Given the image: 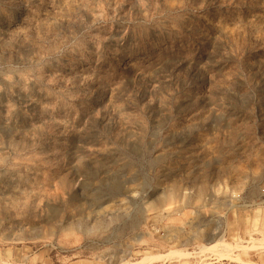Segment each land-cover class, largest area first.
I'll list each match as a JSON object with an SVG mask.
<instances>
[{"label": "rangeland", "instance_id": "1", "mask_svg": "<svg viewBox=\"0 0 264 264\" xmlns=\"http://www.w3.org/2000/svg\"><path fill=\"white\" fill-rule=\"evenodd\" d=\"M0 264H264V0H0Z\"/></svg>", "mask_w": 264, "mask_h": 264}]
</instances>
